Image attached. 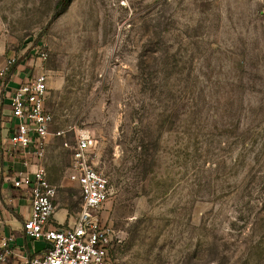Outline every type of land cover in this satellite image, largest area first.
I'll list each match as a JSON object with an SVG mask.
<instances>
[{"label":"rangeland","instance_id":"374dc122","mask_svg":"<svg viewBox=\"0 0 264 264\" xmlns=\"http://www.w3.org/2000/svg\"><path fill=\"white\" fill-rule=\"evenodd\" d=\"M57 1L0 0V63L48 76L55 218L79 209L64 142L85 130L116 264H264V0H70L52 19Z\"/></svg>","mask_w":264,"mask_h":264},{"label":"built area","instance_id":"2783aa9c","mask_svg":"<svg viewBox=\"0 0 264 264\" xmlns=\"http://www.w3.org/2000/svg\"><path fill=\"white\" fill-rule=\"evenodd\" d=\"M37 58L41 62L46 54L41 52ZM7 63L14 65L13 60ZM38 66V72L14 88L7 77L10 66L1 68L0 103L9 110L3 153L12 166L11 185L22 191L30 204L19 231L30 241H43L45 248L40 255L31 254L16 246L12 232H0V260L7 263L12 258L16 260L13 264H116L112 257L113 229L104 212L109 182L94 163L96 141L88 131L67 130L73 142H64L71 150L66 180L77 187L80 204L71 221L52 224L58 188L47 180L43 159L53 116L46 107L48 76L40 63ZM55 135L64 136L65 131Z\"/></svg>","mask_w":264,"mask_h":264},{"label":"crops","instance_id":"0c3cea01","mask_svg":"<svg viewBox=\"0 0 264 264\" xmlns=\"http://www.w3.org/2000/svg\"><path fill=\"white\" fill-rule=\"evenodd\" d=\"M33 61V60H32ZM33 64H36V67L33 66ZM38 62L35 63V61L31 62V61H27L26 63L19 62L13 66L9 67L8 73H7V77L10 79L9 80V86L11 87H17L19 86L21 83L25 82V80L30 76L35 74L36 72H38V70L40 69L38 66ZM5 65L3 63H0V69L4 68ZM8 108L7 106H5L4 104L0 103V128H5L6 130V143H7V138H8V131H7V126L9 125V118H8ZM6 145V144H5ZM6 147V146H5ZM1 163L8 161L5 158V155L3 153V148L1 150ZM9 163V162H7ZM6 167V166H5ZM19 167V163L15 164V169ZM7 170L6 171H13L12 170V166L8 167L7 164ZM1 175L3 177H8V175H4L3 173H1ZM7 181L9 182L10 179ZM5 184H7V182H4ZM11 184V181H10ZM11 188L12 185H11ZM15 189V188H14ZM18 190V189H17ZM20 193L17 195H12L9 197V211H7L3 217L2 220H0V232L3 233H10L12 232L15 237H16V246H21L24 247V249H26L29 253L31 254H35V255H40L41 252L44 250L45 248V243L43 241H30L29 239L25 238L21 232L19 231V228L21 226L22 221L28 217L29 215V209H30V204H29V200L27 198V196L20 190H18ZM59 210H63L66 213V218H67V211L64 208L55 209V212L53 214L52 217V224L54 225H62L67 223L65 222H59V220H57L55 218L56 213ZM72 218V215H71ZM71 218L67 219L71 221ZM11 259V258H9ZM12 263L16 262L15 259H12Z\"/></svg>","mask_w":264,"mask_h":264},{"label":"trees","instance_id":"16d2710c","mask_svg":"<svg viewBox=\"0 0 264 264\" xmlns=\"http://www.w3.org/2000/svg\"><path fill=\"white\" fill-rule=\"evenodd\" d=\"M69 1L70 0H58L57 1V3L55 4V7H54L55 11H54V15H53L52 19L57 17L64 10V8L68 5ZM11 173L12 172L9 170V173L7 175L9 176ZM9 191H10L11 195H17L20 193L17 189H14V188H10ZM12 261H13L12 258L8 259L7 264H11Z\"/></svg>","mask_w":264,"mask_h":264}]
</instances>
